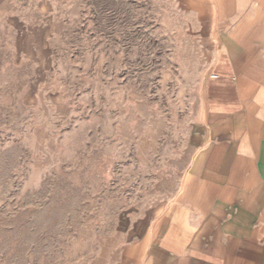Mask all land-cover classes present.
Segmentation results:
<instances>
[{"label": "rangeland", "instance_id": "obj_1", "mask_svg": "<svg viewBox=\"0 0 264 264\" xmlns=\"http://www.w3.org/2000/svg\"><path fill=\"white\" fill-rule=\"evenodd\" d=\"M165 3L49 0L42 39L0 33V264H111L168 189L207 57Z\"/></svg>", "mask_w": 264, "mask_h": 264}, {"label": "crops", "instance_id": "obj_2", "mask_svg": "<svg viewBox=\"0 0 264 264\" xmlns=\"http://www.w3.org/2000/svg\"><path fill=\"white\" fill-rule=\"evenodd\" d=\"M157 1L179 9L207 63L190 128L159 164L170 185L128 215L111 264H264V31L247 36L264 0ZM48 4L0 0V33L42 39Z\"/></svg>", "mask_w": 264, "mask_h": 264}]
</instances>
